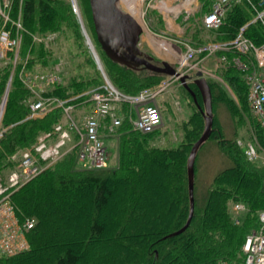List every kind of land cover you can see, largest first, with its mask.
Here are the masks:
<instances>
[{
	"label": "trees",
	"instance_id": "obj_1",
	"mask_svg": "<svg viewBox=\"0 0 264 264\" xmlns=\"http://www.w3.org/2000/svg\"><path fill=\"white\" fill-rule=\"evenodd\" d=\"M216 0H201L202 14H207ZM83 10L86 30L103 62L110 81L120 91L137 95L158 86L165 76L132 71L112 63L96 40L89 0H78ZM21 12L25 29L20 58L29 56V69L48 65L50 52L34 37L69 36L83 52L86 45L80 23L70 0H17L14 18ZM253 18L247 4L236 5L228 13L224 26L208 31L196 28L193 39L210 35L196 46L233 40ZM164 25L161 17L157 20ZM87 26L89 27L87 29ZM247 37L257 46L264 44V28L249 26ZM230 54V61L238 57ZM241 60L250 65L254 59ZM94 65L95 62L93 61ZM22 64L11 82L3 125L7 129L0 140V176L13 169L11 157L35 145L38 138L54 130L64 117L56 109L44 118L28 119L32 93L20 80ZM96 66V65H95ZM236 100L218 81L208 78L213 98L214 126L209 140H216L221 152L233 166L219 173L200 200L195 183V212L190 227L181 235L168 238L183 229L189 219L191 203L188 184V159L205 130V119L191 94L197 111L183 126L185 140L179 148L162 149L152 141L156 133L144 135L132 130L125 121L118 131L119 161L113 169L80 170L76 151L65 155L41 176L16 192L12 201L20 219H35L36 227L28 234L31 249L15 257L0 258V264H239L248 235L260 228L264 211V165L248 160L238 139L226 136L218 117L224 107L234 120L236 135L251 126L253 138L264 150V130L249 105L246 71L233 65L218 70ZM11 62L0 65V104L11 80ZM252 72V69L249 70ZM101 79V83H102ZM94 79H73L69 86L50 88L45 96L68 100L95 87ZM99 86V85H98ZM97 86V87H98ZM203 110V101L195 85L190 84ZM96 88V87H95ZM81 101L75 102L83 110ZM198 158V157H197ZM197 178V160H196ZM234 204H243L248 212L235 221Z\"/></svg>",
	"mask_w": 264,
	"mask_h": 264
},
{
	"label": "built area",
	"instance_id": "obj_2",
	"mask_svg": "<svg viewBox=\"0 0 264 264\" xmlns=\"http://www.w3.org/2000/svg\"><path fill=\"white\" fill-rule=\"evenodd\" d=\"M185 1L174 0V3L179 2L181 6ZM199 1L201 0H192L190 10H186L188 16L197 10L195 8H198ZM16 2L17 0H0V65L11 62L13 65L11 80L17 66L23 65L19 77L32 93L29 100L31 113L28 119L44 118L56 109L63 110L64 117L53 131L41 135L35 145L12 156L10 160L14 168L9 169L6 175L0 176V258L15 257L30 251L28 234L37 225L35 219L21 220L18 217L12 201L16 192L74 150L78 162L86 163L90 170L107 169L108 151L105 140L118 138V131L125 121L130 123L133 131L144 135L156 133L163 126L159 103L161 97L172 87L178 89L184 87L182 80L187 76L195 79L196 74L203 73L206 79L211 78L208 63L212 60L215 62L216 70L233 65L249 73L246 75L249 84V104L264 130V44L257 46L246 35L251 25L260 24L264 28V0H216L202 19L203 27L208 31L221 29L228 13L236 5L247 4L252 10L253 18L231 41L211 42L199 47L182 44L185 51H180L181 53L177 55V63L174 66L176 75L180 76L166 77L154 88L144 89L137 95H129L113 85L94 54L103 82L98 87L68 100L45 96L49 90L47 88L63 84L60 67L50 73L41 70L31 71L27 68L29 56L25 61L20 58L25 29L20 11L18 18H14ZM22 2L23 0H20V4ZM152 2H156L160 8L164 3L165 8L161 10L169 19L175 16L174 9L178 7L177 5L170 4L167 0H148V3ZM72 8L74 14L79 16L75 2ZM202 10L199 8V11ZM183 11L181 10L180 14ZM51 37H34V41L47 44ZM52 38L54 40L55 37ZM90 47L92 48L91 45ZM234 53L239 56L230 61L229 55ZM241 57L246 59L252 57L254 62L251 61L249 65L243 62ZM250 69L252 72H249ZM193 79L187 80L186 83L190 84ZM81 100L78 107L82 104L85 112L78 117L77 122L73 116L77 106L73 103ZM5 109L6 104L3 100L0 104V121ZM5 132L6 130L0 131V140ZM238 145L244 149L249 161L263 160L254 143L238 141ZM231 211L235 221L239 223L238 216L247 213L248 209L243 204H234ZM259 221L260 228L252 231L246 239L242 248L243 261L239 264H264V211L260 213Z\"/></svg>",
	"mask_w": 264,
	"mask_h": 264
},
{
	"label": "rangeland",
	"instance_id": "obj_3",
	"mask_svg": "<svg viewBox=\"0 0 264 264\" xmlns=\"http://www.w3.org/2000/svg\"><path fill=\"white\" fill-rule=\"evenodd\" d=\"M71 4L73 5V0H70ZM78 6V13L84 22V26L87 24L85 23V18L83 14V10L80 7V3L78 0H75ZM125 4H122V7L128 12H131L134 17L138 19V21L144 26L146 30V34L142 36V45L141 48L145 53L149 55L152 54L153 56L157 57L158 63L167 61L171 63L173 66L177 63V55L181 53L180 51H185L184 45L182 44H189L191 47H197V42L201 40H211L212 37L210 35H202L201 40L193 39V33L195 32L196 28L199 26H203L202 19L204 14L202 11L203 4L199 1L198 8L191 16H188L186 12V8H182L184 10L181 14H179L176 18L169 17L161 10L160 6L157 5L156 2L148 3V0H143L142 2V17L139 15L138 9V2L140 0H124ZM161 1V0H157ZM168 3L179 6V2H175L174 0H167ZM152 5V7H149ZM133 10V11H131ZM77 20L79 22V17ZM161 17V20L164 22L160 24L157 20ZM86 28V27H85ZM89 27L87 26V29ZM89 30V29H88ZM55 37L54 40L51 37L48 39V43L44 44L48 49H50L49 54L47 55L48 65L45 67H41V65L37 66L36 68L29 69L31 71L41 70L46 73H50L55 71L57 68L60 67L61 77L63 79L62 85L69 86L73 79L80 80L82 78L86 79H94L95 87L101 84V72L98 69V66L94 65L93 61L94 57L89 49L84 46L83 52L81 53L78 50L73 42V39L69 36H59L51 35ZM44 37V36H43ZM42 38V36L38 37ZM153 39H161L164 43L168 44L171 48L170 52L160 50L157 44L154 42ZM159 41V40H158ZM159 41V42H162ZM93 43V42H92ZM94 44V43H93ZM97 47V45H96ZM102 62V61H101ZM103 65V62H102ZM209 68H213L211 62L208 63ZM104 68V65H103ZM105 70V68H104ZM147 72V71H145ZM106 73V72H105ZM221 83L227 91L230 93L231 97L236 100L233 92L229 88L228 84L225 83L221 78H213ZM164 80V79H163ZM60 85V86H62ZM25 86V85H24ZM92 87L90 90L94 89ZM50 89V88H47ZM88 90V91H90ZM87 92V91H86ZM162 113H163V127L160 129L159 132L156 133L152 144L158 148L162 149H176L179 148L185 140V133L183 126L186 122H188L191 116L197 111V107L191 101V99L187 96L186 93H183L180 89L176 87H172L169 89L168 93L161 97L159 100ZM7 105V104H6ZM250 105V104H249ZM198 106V105H197ZM251 107V106H250ZM204 110V107H203ZM6 111V109H5ZM85 111L83 110H76L73 116L75 120L79 122L78 117ZM4 115L0 121V131H7L4 128L3 120ZM218 117L221 124L225 128L226 136L229 138H237L238 140L247 143L252 142L254 143L263 160H260L261 164L264 165V150L260 149V147L255 143L256 140L253 138V131L251 126H246L243 129H240L236 135V130L234 127V120L230 116V113L224 107H218ZM6 133V132H5ZM72 133V132H71ZM72 135H74L72 133ZM117 137L107 138L105 140L106 148L108 151V168L113 169L118 166L119 161V142ZM255 141V142H254ZM233 164L230 159H228L220 150L218 143L216 140H208L199 150L198 158H197V178H196V189L198 196L202 203L205 202L207 198V192L209 187L212 185L214 178L221 173L222 171L232 167ZM77 168L80 170H88L89 167L86 163H79ZM9 170H6L5 173L7 174ZM3 175H6V174ZM2 176V175H1ZM16 210V209H15ZM233 214V213H232ZM234 215V214H233ZM242 215L238 216L239 218ZM19 217V216H18ZM20 218V217H19ZM26 220V219H22Z\"/></svg>",
	"mask_w": 264,
	"mask_h": 264
},
{
	"label": "water",
	"instance_id": "obj_4",
	"mask_svg": "<svg viewBox=\"0 0 264 264\" xmlns=\"http://www.w3.org/2000/svg\"><path fill=\"white\" fill-rule=\"evenodd\" d=\"M124 2V0H89L96 40L104 55L112 63L132 71H147L168 77L176 75V69L171 63L167 61H163L161 64L160 62L155 63V58L143 51L141 48L142 36L146 34V30L138 19L131 12H128L129 10L122 8V4H125ZM79 23L86 39V44L91 53L93 55L96 54L101 64L98 52L92 50L90 47L91 39L81 17H79ZM176 76L178 77L180 74ZM195 77L193 79V77L187 76L182 80V83L204 116L206 123L205 130L201 138L193 146L188 159V184L191 203L188 222L183 229L170 235L168 238L183 234L191 225L195 212L196 160L199 150L211 138L213 133L214 112L212 92L203 73H198ZM192 79L191 84L195 85L198 89L203 101L204 110L198 104L196 93L191 89L190 84L186 83L187 80ZM10 88L11 81L8 84L4 98L5 104H7Z\"/></svg>",
	"mask_w": 264,
	"mask_h": 264
},
{
	"label": "bare ground",
	"instance_id": "obj_5",
	"mask_svg": "<svg viewBox=\"0 0 264 264\" xmlns=\"http://www.w3.org/2000/svg\"><path fill=\"white\" fill-rule=\"evenodd\" d=\"M142 2H143V0H140V1L138 2V4H137L138 9H139L138 12H139L140 17H142V11H141V9H142ZM191 4H192V0H186L185 2H183L181 6H178L177 8L174 9V13H175V15H176V16L179 15V14H180V11H181L182 8H186L187 10H190V5H191ZM161 8H162V9L165 8V4H164V3L161 4ZM153 40H154V42L157 44V46H159V47H161V48H164V49H165V48L168 46V44H166V43H164V42H159V41L156 40V39H153ZM91 43H92V41H91ZM166 45H167V46H166ZM91 46H92V48L97 52V50H96V48H95V46H94L93 43L91 44ZM166 49H167L168 52H170V48H169V47H167ZM196 97H197V95H196Z\"/></svg>",
	"mask_w": 264,
	"mask_h": 264
},
{
	"label": "crops",
	"instance_id": "obj_6",
	"mask_svg": "<svg viewBox=\"0 0 264 264\" xmlns=\"http://www.w3.org/2000/svg\"><path fill=\"white\" fill-rule=\"evenodd\" d=\"M166 46H167V45H166ZM158 47H159V46H158ZM167 47H169V46H167ZM167 47H166V48H167ZM166 48L164 49V48L159 47L160 50H164V51H167ZM169 48H170V47H169ZM170 49H171V48H170ZM167 52H168V51H167ZM210 62H211V64H212L213 68H209V67H208V70L211 72L212 77H213V78H215V77L220 78V76L218 75V72H219V71L216 70V68H215V66H214V65H215L214 60H212V61H210Z\"/></svg>",
	"mask_w": 264,
	"mask_h": 264
},
{
	"label": "flooded vegetation",
	"instance_id": "obj_7",
	"mask_svg": "<svg viewBox=\"0 0 264 264\" xmlns=\"http://www.w3.org/2000/svg\"><path fill=\"white\" fill-rule=\"evenodd\" d=\"M145 52V51H144ZM151 56H153L152 54H150ZM155 58V63H158V59L157 57L153 56Z\"/></svg>",
	"mask_w": 264,
	"mask_h": 264
}]
</instances>
